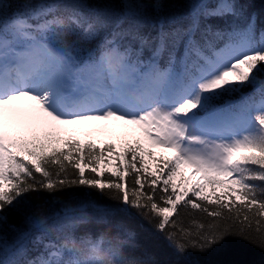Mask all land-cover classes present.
Masks as SVG:
<instances>
[{
    "label": "snow or ice",
    "instance_id": "snow-or-ice-1",
    "mask_svg": "<svg viewBox=\"0 0 264 264\" xmlns=\"http://www.w3.org/2000/svg\"><path fill=\"white\" fill-rule=\"evenodd\" d=\"M252 7L0 0V264H160L135 256L122 222L124 239L76 234L116 216L147 221L169 264H255L189 255L235 240L264 253V21ZM70 187L90 191L28 210L27 194Z\"/></svg>",
    "mask_w": 264,
    "mask_h": 264
},
{
    "label": "trees",
    "instance_id": "trees-1",
    "mask_svg": "<svg viewBox=\"0 0 264 264\" xmlns=\"http://www.w3.org/2000/svg\"><path fill=\"white\" fill-rule=\"evenodd\" d=\"M105 2L106 0H89L90 4L97 6L102 5ZM251 3L253 4V7L250 9V11H255L261 18L258 20L259 28L261 26V21H264V3H262L261 0H251ZM81 141L83 140L81 139ZM89 191L90 190L85 187H70L52 194L46 192L29 193L25 199L29 202V211H36L38 208L48 210L50 208L60 207L58 203H52L53 201L57 200L71 202L73 204L78 203L79 200L85 199V194ZM90 198L96 201L98 204L110 207L116 206V202L110 200L107 195L101 196L94 190H91ZM9 219L10 222H15V217L11 214ZM121 222L125 224L130 230H133L137 233V242L139 243L140 247L134 251L136 257H152L159 261L160 264H169V262L174 259L172 249L168 246V243L163 238V236L158 233L155 235V237L150 235V233L154 232V229H152L151 225H149L147 221H144L139 216H135L134 219L122 218L119 216L108 217L107 222L99 223L93 220L89 222L87 226L78 228L76 230V234L79 236L84 232H91L93 235L104 233L108 237H115L119 235L121 239H124L126 237L124 236L123 231H120L117 228V224ZM141 224L143 225V229L148 230L147 232L139 227ZM189 255L193 256L194 258L207 261L232 260L264 264V253H262L259 248L255 247L253 244L247 243L246 241L238 240L233 241V243L229 245L227 251H212L207 255H204L200 253L193 254L190 250Z\"/></svg>",
    "mask_w": 264,
    "mask_h": 264
},
{
    "label": "rangeland",
    "instance_id": "rangeland-1",
    "mask_svg": "<svg viewBox=\"0 0 264 264\" xmlns=\"http://www.w3.org/2000/svg\"><path fill=\"white\" fill-rule=\"evenodd\" d=\"M106 125H107L108 128H113L114 127V122H106ZM75 127L79 128V129H82V130H87V131L93 132V135H92L91 138L94 139L97 142L105 141V140H111V138L109 136L103 135V134H99V133L94 131V129L102 128V127H104V125H84V127H81V125H77ZM77 138L82 139V140L85 139L84 136H78ZM153 151L157 152V154H163V155H166V156L170 155V153L164 152L161 149H153Z\"/></svg>",
    "mask_w": 264,
    "mask_h": 264
},
{
    "label": "bare ground",
    "instance_id": "bare-ground-1",
    "mask_svg": "<svg viewBox=\"0 0 264 264\" xmlns=\"http://www.w3.org/2000/svg\"><path fill=\"white\" fill-rule=\"evenodd\" d=\"M81 127H84V125H81Z\"/></svg>",
    "mask_w": 264,
    "mask_h": 264
}]
</instances>
